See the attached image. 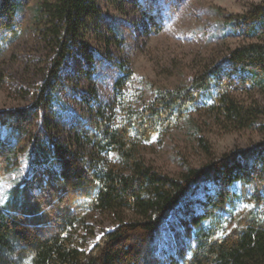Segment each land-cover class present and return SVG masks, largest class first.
Here are the masks:
<instances>
[{
	"label": "trees",
	"instance_id": "1",
	"mask_svg": "<svg viewBox=\"0 0 264 264\" xmlns=\"http://www.w3.org/2000/svg\"><path fill=\"white\" fill-rule=\"evenodd\" d=\"M98 3L42 0L39 4L36 31L52 57L33 108L56 95L60 71L76 47L87 51V56L92 51L87 36L100 15ZM15 12L12 0L0 3V35L15 22ZM4 15L5 21L1 20ZM227 19L246 26L258 41L228 49L187 84L155 88L152 97H140L138 104L118 93L117 113L85 107L75 115L76 125L65 142L38 135L32 149L35 160L51 158L58 164L57 171H49L55 183L37 197L32 194L34 181L29 179L23 189L15 187L5 208L0 207V264H163L154 255L151 241L171 213L183 206L193 208L188 220L195 244L189 257L177 251L167 264H264V102L241 103L228 90L235 76L242 86L264 93V1L250 3L246 12L229 14ZM199 106L227 128L258 130L263 140L210 156L200 166H186L178 176L147 164L140 155L142 144ZM30 115V108L0 115V128H7L6 138L0 129V177L11 166L14 145L28 132ZM201 144L207 151V143L201 139ZM101 154H113L115 162L106 164ZM26 199L36 201L34 211L51 209L54 217L43 220L37 214L38 225L26 222L17 207V201ZM83 199L119 219L88 251L64 235L80 214L75 201ZM53 201L60 205L52 208ZM239 206L244 209L236 214ZM126 211L136 218L124 220Z\"/></svg>",
	"mask_w": 264,
	"mask_h": 264
},
{
	"label": "rangeland",
	"instance_id": "2",
	"mask_svg": "<svg viewBox=\"0 0 264 264\" xmlns=\"http://www.w3.org/2000/svg\"><path fill=\"white\" fill-rule=\"evenodd\" d=\"M41 1L12 0L16 6L15 22L0 35V115L31 109L28 132L14 145L11 166L0 177L2 208L15 187L23 189L29 179L34 181L36 189L32 194L37 197L46 194L48 184L55 183L49 171H57L58 164L41 156L39 163L35 160L32 149L38 135L65 142L76 125L75 115L87 106L117 113L118 93L138 104L140 97H152L155 88L174 89L187 84L206 67L216 64L228 49L258 41L246 26L228 22L227 16L242 14L250 3L264 0H99L100 15L87 36L92 51L87 56V51L76 47L60 71L61 85L56 95L45 97L41 106L33 108L52 57L36 31V11ZM228 90L241 103L264 102L261 90L242 86L235 76ZM0 129L6 138L7 128ZM201 139L207 143V151ZM261 140L263 134L258 130L227 128L199 106L174 127L142 144L140 155L157 171L178 176L186 166H200L210 156L246 148ZM99 157L109 165L115 162L113 154ZM198 195L201 197L202 193L194 196ZM27 200L17 201L26 222L38 225L37 214L43 220L54 217L51 209L34 211L36 201ZM88 202L89 199L75 201V211L80 214L64 233L69 242L86 251L119 222L112 211L96 210ZM58 205L59 201L51 203L52 208ZM192 209L183 206L174 210L151 241L154 255L163 264L172 261L177 251L190 256L195 244L188 220ZM243 209L239 206L235 213ZM124 218L136 217L126 211Z\"/></svg>",
	"mask_w": 264,
	"mask_h": 264
},
{
	"label": "snow or ice",
	"instance_id": "3",
	"mask_svg": "<svg viewBox=\"0 0 264 264\" xmlns=\"http://www.w3.org/2000/svg\"><path fill=\"white\" fill-rule=\"evenodd\" d=\"M234 227H235V225H234ZM97 239H99V237Z\"/></svg>",
	"mask_w": 264,
	"mask_h": 264
}]
</instances>
